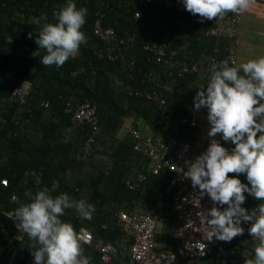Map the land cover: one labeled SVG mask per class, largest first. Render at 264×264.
Wrapping results in <instances>:
<instances>
[{
    "label": "trees",
    "instance_id": "trees-1",
    "mask_svg": "<svg viewBox=\"0 0 264 264\" xmlns=\"http://www.w3.org/2000/svg\"><path fill=\"white\" fill-rule=\"evenodd\" d=\"M68 2L0 0V179L8 180L7 186L0 183V213H10L15 219V210L31 202L26 191L35 195L44 187L53 197L67 193L75 200L84 199L95 206L91 220L80 219L74 209L65 210L61 219L76 233L81 228L91 231V243L81 245L89 264H116L115 260L102 263L95 244L110 242L118 254L130 244L118 219L121 210L144 211L158 220L165 212L170 217L171 194L165 188L172 174L167 168L152 173L149 158L134 149L135 139L129 126L126 128L127 121L133 129H147L151 134H146L153 139L188 140L195 150L199 124L191 127L181 119L196 115V111L208 112L206 108L196 110L194 105L196 91L206 86V77L201 72L177 76L172 61L166 63L145 46L166 41V53L170 49L178 51L173 60L197 63L210 73L211 58L224 61L233 40L211 33L219 19L201 25L198 15L176 8L175 0H71L78 9H87L81 28L87 43L81 44L78 54L63 66H44L41 60L46 51L39 49L35 40L45 21L36 24L33 20L46 16V22L55 23L53 14ZM136 10L142 12L146 29L137 30ZM98 16L103 26L114 27L118 37L135 34V41L124 43L115 59L109 58L112 41L93 35ZM29 33L33 34L31 39ZM25 81L30 85L26 102H11L12 89ZM138 91L159 93L165 101L149 99ZM83 100L95 105L100 127L88 148L85 140L90 125L74 128L71 114L64 110L67 103L77 105ZM141 175L144 179L131 187ZM238 178L248 183L246 174ZM13 194L16 199H11ZM245 196L243 207L258 205L248 193ZM249 227L230 242H217L215 238L209 242L208 264H224L223 259L225 264H245V257L240 262L234 258L244 247L241 241L255 247ZM170 231L167 233L165 227L156 240L175 248L173 225ZM167 238L173 241L169 243ZM23 240L21 253L27 259L31 255L27 245L30 239L24 234ZM23 240L17 239V246ZM129 263L133 264L130 259ZM0 264L13 263L6 259Z\"/></svg>",
    "mask_w": 264,
    "mask_h": 264
},
{
    "label": "clouds",
    "instance_id": "clouds-1",
    "mask_svg": "<svg viewBox=\"0 0 264 264\" xmlns=\"http://www.w3.org/2000/svg\"><path fill=\"white\" fill-rule=\"evenodd\" d=\"M254 0H183L185 9L204 19H223L227 12L246 11ZM55 23L44 16L33 20L45 22L36 35L35 43L44 49L41 63L61 67L78 54L81 44L87 43L82 26L86 23V8L71 2L55 12ZM29 33L28 38H32ZM207 85H201L194 97L195 109L206 108L211 125L210 144L206 151L189 163L185 178L191 180L200 196L207 195L213 207L201 213L206 219L207 241L230 242L245 232L242 223L255 243L254 259L245 264H264V57L229 66V61L213 62ZM222 135L234 147L229 151L215 137ZM230 173L235 175L229 176ZM246 174L247 184L238 178ZM36 183L40 184L37 177ZM248 193L258 205L248 210L242 205ZM25 196L31 201L15 212L16 227L38 247L31 252L34 264H89L83 256L82 242L88 243L62 221L65 210L74 209L80 219L91 220L95 206L84 199L75 200L67 193L53 197L47 187L35 195L29 190ZM218 205V206H217ZM226 205L227 207H223ZM221 208L223 210H221ZM115 252V249H113Z\"/></svg>",
    "mask_w": 264,
    "mask_h": 264
},
{
    "label": "built area",
    "instance_id": "built-area-1",
    "mask_svg": "<svg viewBox=\"0 0 264 264\" xmlns=\"http://www.w3.org/2000/svg\"><path fill=\"white\" fill-rule=\"evenodd\" d=\"M151 1V0H148ZM175 7L184 9L183 0H175ZM134 17L139 20L140 27L147 28L143 14L140 10L134 12ZM241 20V12L233 13L227 12L223 19H219L216 27L211 30L212 34H217L223 37H228L233 40L235 31ZM198 22L205 25L208 22L198 16ZM93 35L103 41H112L110 46L109 58L115 59L117 53L121 51V47L126 42H134L135 34L124 37H118L113 26H103L101 16H98L93 24ZM166 41H159L152 44H147L145 48L153 51L166 63L169 61L176 70L177 76H184L188 73L201 72L206 77L208 82L211 73L201 68L197 63H190L185 60L175 59L172 57L178 54L176 49H170L168 53L165 52ZM26 50L30 47L23 46ZM168 54V56H166ZM225 60L229 61V66H234L237 63V56L234 49H230L226 53ZM212 63L221 62L215 57L211 58ZM207 85V84H206ZM30 93V85L28 82L22 83L12 89L9 100L11 102H18L24 104ZM144 94L149 99L158 100L164 103V98L161 94L149 91L139 92ZM47 104V103H45ZM65 112L71 114L72 126L80 128L83 124L90 125V132L85 140V148H88L95 141L96 135L100 131L98 125V117L96 115V107L89 100H83L77 105L67 103L65 105ZM27 111H29L27 109ZM181 123H186L191 127L198 126V118L196 115H191L181 119ZM132 133L135 144L134 149L147 156L150 160V169L153 174L159 173L163 168H167L171 172V177L168 185L165 188L166 193L171 194L170 202L172 205L171 213L173 215V229L174 237L176 238V247L173 250H156V220L150 214L142 211H124L121 210L118 214V219L121 221L126 234L131 238L129 247L130 260L135 264H200V260L208 257L211 253V246L207 241V232L209 231L205 217L201 213H207V210L213 207V202L210 197L204 195L200 196V190L193 188L191 180L185 178L183 173L187 171L189 163L197 156L203 154L210 139L206 145L192 148L190 141L177 142L173 138L162 140L160 138L153 139L150 135L128 127ZM215 139L225 148L230 150L234 146L230 141L225 142L221 134H217ZM144 175L138 178L137 183L131 185L134 187L144 179ZM2 186L8 185L7 178L0 179ZM11 199H16L15 194ZM218 206V205H217ZM257 206V205H256ZM256 206H251L246 209L251 210ZM223 207H227L224 205ZM243 207V205H242ZM221 210H223L221 208ZM250 222L242 223V227H249ZM77 234L84 240L91 243L93 236L90 230L81 228ZM96 248L100 252L101 260L107 261L113 252L114 246L110 242L96 243ZM27 264H34V257L29 255L26 259Z\"/></svg>",
    "mask_w": 264,
    "mask_h": 264
},
{
    "label": "crops",
    "instance_id": "crops-1",
    "mask_svg": "<svg viewBox=\"0 0 264 264\" xmlns=\"http://www.w3.org/2000/svg\"><path fill=\"white\" fill-rule=\"evenodd\" d=\"M231 48L234 49L236 53L237 66L242 62H247L248 60L264 57V0H254V2L246 11L241 12V20L235 31ZM207 115L208 112L204 113V112L196 111V116L198 118V124L200 127V136L196 142L197 143L196 148L199 146L201 147L205 146L207 141L210 139L207 134L208 131L210 130L211 125L208 122ZM129 122L130 121H127L126 128L127 126H130ZM142 131L151 134L147 129H142ZM169 205H170L171 219L169 217V213L166 214V212L164 213L163 217H160L159 220L155 219L156 220L155 239L157 233L158 232L161 233L162 231H164L165 227L167 229V233L169 232L171 233L170 230L173 225V215L171 213L172 205L170 200H169ZM168 217L170 219V222L168 221ZM167 221L168 224H166ZM16 224L17 221H15V219L10 215V213L7 214L0 213V260L8 259L10 260V263L13 264L15 263L27 264L26 257H24V255L21 253V250L24 249L23 247L25 245L26 240H23L24 233H22L17 229ZM128 238L131 240L129 236ZM17 239L23 240L18 246H17ZM167 239L169 243L173 241L172 238H167ZM240 243L243 244L244 247L239 249L240 253L238 254V256H236L237 258L234 259L235 260L237 259L240 262L244 257L245 259H251V257H254V251H253L254 248L247 246L245 241H241ZM28 244L30 247L29 249L30 253L34 252L38 247L37 242L34 240H30L29 242H27V245ZM130 244L124 247L121 254L116 253V248H115V252H111L110 257L107 261L101 260L102 263H108L112 260L113 261L115 260L116 264H130L129 263L130 257L128 258L129 256L128 249L130 247ZM241 244H237V245H241ZM156 247L158 250L174 249V246H170L169 244L165 245L164 243H160L157 240H156ZM208 257L200 260V264H208L207 262ZM228 259L229 257L227 258V260ZM132 263L135 264L133 261ZM223 263L224 264L226 263L224 259H223Z\"/></svg>",
    "mask_w": 264,
    "mask_h": 264
},
{
    "label": "rangeland",
    "instance_id": "rangeland-1",
    "mask_svg": "<svg viewBox=\"0 0 264 264\" xmlns=\"http://www.w3.org/2000/svg\"><path fill=\"white\" fill-rule=\"evenodd\" d=\"M130 124V123H129Z\"/></svg>",
    "mask_w": 264,
    "mask_h": 264
}]
</instances>
